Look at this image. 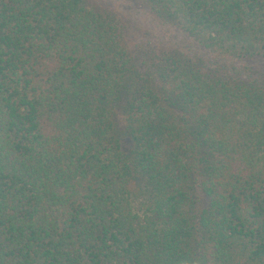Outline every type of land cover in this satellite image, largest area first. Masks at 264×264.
Listing matches in <instances>:
<instances>
[{"label": "trees", "instance_id": "obj_1", "mask_svg": "<svg viewBox=\"0 0 264 264\" xmlns=\"http://www.w3.org/2000/svg\"><path fill=\"white\" fill-rule=\"evenodd\" d=\"M132 1L0 0V264H264V0Z\"/></svg>", "mask_w": 264, "mask_h": 264}, {"label": "rangeland", "instance_id": "obj_2", "mask_svg": "<svg viewBox=\"0 0 264 264\" xmlns=\"http://www.w3.org/2000/svg\"><path fill=\"white\" fill-rule=\"evenodd\" d=\"M95 6L111 8L116 11L120 17L125 19L131 26H134V32L139 35L138 40H151L158 48H166L175 51L189 53L191 55H207L195 45H193L176 28L169 25H161L150 15L149 10L140 1L132 0H88ZM144 37V38H142ZM249 68L257 75L264 77V60L249 61ZM197 203L201 199L197 197ZM205 203V201H204ZM204 205V204H203Z\"/></svg>", "mask_w": 264, "mask_h": 264}, {"label": "clouds", "instance_id": "obj_3", "mask_svg": "<svg viewBox=\"0 0 264 264\" xmlns=\"http://www.w3.org/2000/svg\"><path fill=\"white\" fill-rule=\"evenodd\" d=\"M176 264H199V261L192 255H186L179 257L176 261Z\"/></svg>", "mask_w": 264, "mask_h": 264}]
</instances>
